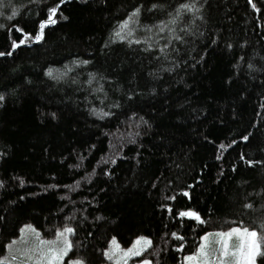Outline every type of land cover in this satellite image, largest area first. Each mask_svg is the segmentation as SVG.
Segmentation results:
<instances>
[{
    "label": "trees",
    "instance_id": "trees-1",
    "mask_svg": "<svg viewBox=\"0 0 264 264\" xmlns=\"http://www.w3.org/2000/svg\"><path fill=\"white\" fill-rule=\"evenodd\" d=\"M137 10L156 43L112 40ZM0 53V258L26 223L72 228L83 264L113 238L182 264L207 231L264 235V0H0Z\"/></svg>",
    "mask_w": 264,
    "mask_h": 264
},
{
    "label": "snow or ice",
    "instance_id": "snow-or-ice-1",
    "mask_svg": "<svg viewBox=\"0 0 264 264\" xmlns=\"http://www.w3.org/2000/svg\"><path fill=\"white\" fill-rule=\"evenodd\" d=\"M63 2V0H61ZM190 5L183 4L180 6L181 9L184 10H190ZM59 5L56 7H53L50 9V14L48 16V19L45 23H42L40 25V34H38L35 39L39 40L42 38L43 35V29L47 26V24H54L56 23V19L54 18L56 16V13L58 11ZM178 9V14H179ZM139 13V10H137L136 13H133L132 19H134ZM11 18V17H10ZM175 19L171 21V23H175ZM120 30L116 33V35L120 39H125L124 35H121V33H125L127 36L132 35V30L129 29V21H125L120 26ZM167 27V24H163L160 26L159 30L161 32L164 31V29ZM19 30V29H18ZM127 30V31H126ZM27 39V36L25 37ZM130 43L132 41H129ZM136 43H139V41H135ZM20 43H24V40H21ZM19 45L14 43L13 47H18ZM0 55H3V53H0ZM3 97L0 96V100H2ZM245 140L247 137L244 138ZM223 147V146H222ZM187 195V193H185ZM248 207H251V205H248ZM180 216H186V217H193L197 220H200V217L197 213L186 211L179 213ZM22 231H33L34 229H31L30 226H26L25 230ZM74 230L72 228L66 227L63 229V231L57 232L56 240L53 241H44L39 240V259L36 260V264H62L64 256L67 255L68 251L71 250V243L68 240V235L71 234ZM37 237L39 236L38 233H36ZM175 236L176 234L173 233ZM221 238L220 247L217 249L219 252V255L217 256L215 252H210L207 250V245L205 243H202L200 246V250L196 256H189L186 257V260L191 264L192 261L196 260L199 261V264H241V261H243V264H255V257L257 255H264V253L260 252V244L261 242H264V235L258 237V233L255 230H249L247 228H244L243 230L234 228L228 233H218L217 234ZM237 236L240 238V244L236 251H232L229 248L228 240L232 236ZM205 241L207 240V237L204 238ZM16 242L14 241L13 244ZM143 245L144 248L151 245L150 240H146L145 238L138 239L132 248L128 249L126 252L123 253V256L125 258L131 257V256H139L141 255V252L143 251V248L140 246ZM112 250H110L109 253H106V255L109 256V258H112V252L119 248V245L113 239L112 241ZM29 261L33 259V256L35 255V252L32 255H28L27 253L24 254ZM13 262H15L16 257L14 256ZM0 264H6L5 261H0ZM73 264H82L81 261H75ZM126 264V261H125ZM144 264H149L148 261H144Z\"/></svg>",
    "mask_w": 264,
    "mask_h": 264
},
{
    "label": "rangeland",
    "instance_id": "rangeland-1",
    "mask_svg": "<svg viewBox=\"0 0 264 264\" xmlns=\"http://www.w3.org/2000/svg\"><path fill=\"white\" fill-rule=\"evenodd\" d=\"M133 13H136V11L131 12L130 15L126 19H124L114 29V31L112 32V35H111V39L112 40H124L126 42L132 41L131 43H136L135 41H139V42H144L147 45H154L156 43V41H155L156 37L163 33L159 30V28L162 24L155 25V26L150 27L148 29L140 28V27H138V25L136 23V17L134 19H132ZM125 21H129V29L132 30V35L127 36L126 32L121 33V35L125 36V39H120L116 35V33L120 30L119 26L122 23H124ZM48 74L54 79H62L66 76L67 71L63 68H50L48 70ZM26 226H30L31 229H34V232L33 231H22V230L26 229ZM234 228L241 229V230H243L244 228H247L250 231L254 230V229H251V228L245 227V226H234V227L227 229V230H210V231H207L201 235L200 240H199V244L196 247V249L193 252L185 254L183 256L182 264H189V262L186 260V257L196 256L200 250V246L202 243H205L207 245V250H209L210 252H215V254L218 256L219 252L217 251V249L220 247L221 238L217 234L218 233H228ZM61 231H63V229ZM36 233L39 234L38 237H37ZM56 237H57V235L55 237H52V238H44L40 235L39 231L32 224L26 223L20 228L18 235L16 237L12 238L6 244L5 253L1 256L0 261H5L7 264H36V260L39 259V243H38L39 240L53 241V240H56ZM205 237H207L206 241L204 239ZM258 237H259V235H258ZM140 238H145L146 240H150L148 236L139 235V236L135 237L131 241V243L127 246H122L115 240L117 242V244L119 245V248L112 252V258L110 259L109 256L106 255V253H109L110 250H112V248H113L112 241L114 238L111 239L109 242V246L107 247V249L105 251L106 261L102 262L101 264H125V261H126V264H144V261H148L149 264H151V260L146 259V258L141 259V260H137L136 257H138V256H131L128 258H125L123 256V253L126 252L128 249L132 248L134 243ZM14 241L16 242L15 244H13ZM228 243H229L230 250L236 251V249L238 248V246L240 244V238L234 235L228 240ZM140 247L143 248V251L147 248V247L144 248L143 245H141ZM34 252H35V255L33 256V259L31 261H29L27 259V257L24 255L25 253H27L28 255H32ZM14 256L16 257L15 262H13V259H12ZM257 256L255 257V264H257ZM75 261H81V260L76 259V258H69L66 255L63 258L62 264H73V262H75ZM82 264H83V262H82ZM191 264H199V261L194 260L191 262ZM241 264H243V261H241Z\"/></svg>",
    "mask_w": 264,
    "mask_h": 264
},
{
    "label": "water",
    "instance_id": "water-1",
    "mask_svg": "<svg viewBox=\"0 0 264 264\" xmlns=\"http://www.w3.org/2000/svg\"><path fill=\"white\" fill-rule=\"evenodd\" d=\"M12 51V50H11Z\"/></svg>",
    "mask_w": 264,
    "mask_h": 264
}]
</instances>
